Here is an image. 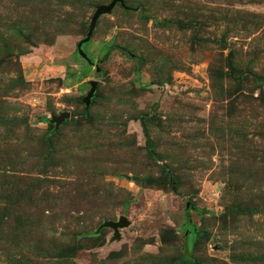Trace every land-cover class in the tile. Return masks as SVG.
<instances>
[{
  "label": "rangeland",
  "instance_id": "374dc122",
  "mask_svg": "<svg viewBox=\"0 0 264 264\" xmlns=\"http://www.w3.org/2000/svg\"><path fill=\"white\" fill-rule=\"evenodd\" d=\"M108 1L0 0V264H264V0Z\"/></svg>",
  "mask_w": 264,
  "mask_h": 264
},
{
  "label": "water",
  "instance_id": "95a60500",
  "mask_svg": "<svg viewBox=\"0 0 264 264\" xmlns=\"http://www.w3.org/2000/svg\"><path fill=\"white\" fill-rule=\"evenodd\" d=\"M116 3L122 4V0H109L107 3H101V4H98L94 7V11L92 12V14L90 16V19H89V22L87 25V31L85 33V36L82 39H80L76 44L77 52L87 62H89V59L86 57L85 53H83L81 51L79 46L81 43L87 42L89 40L91 33L95 27V23H96V20L98 19V17L103 13L109 12ZM106 55H107V53H105L104 57H106ZM87 84H88V89L84 93V95L81 97V102L83 103V106L85 108H87L91 102V99L94 95V91L96 88L97 81L94 79H89V80H87ZM66 117H68V113L63 112L57 116H52L49 121L53 122L54 126L56 127ZM102 225L104 227L111 228L112 232H113V237L118 238V236H119L118 228L126 227L128 225V220L126 219L125 216L120 215L118 217L117 221L106 220L102 223Z\"/></svg>",
  "mask_w": 264,
  "mask_h": 264
},
{
  "label": "trees",
  "instance_id": "16d2710c",
  "mask_svg": "<svg viewBox=\"0 0 264 264\" xmlns=\"http://www.w3.org/2000/svg\"><path fill=\"white\" fill-rule=\"evenodd\" d=\"M96 22H97V20H96ZM96 24V23H95ZM68 74H66V76H67ZM78 78V77H77ZM75 82H78V81H74V83ZM140 124H141V126H142V128H144V124H143V122L140 120ZM172 188H173V186H172ZM248 210V209H247ZM245 211V209H243V211H242V213ZM234 213V211H232V214ZM178 259V261L179 262H181L182 264H194V263H191V261H189L188 259H185V257H178L177 258Z\"/></svg>",
  "mask_w": 264,
  "mask_h": 264
}]
</instances>
